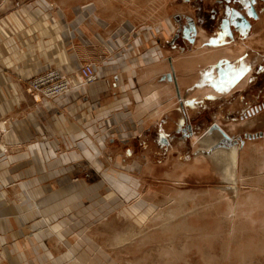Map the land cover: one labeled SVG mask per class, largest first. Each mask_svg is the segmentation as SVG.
Returning a JSON list of instances; mask_svg holds the SVG:
<instances>
[{"label":"crops","instance_id":"crops-1","mask_svg":"<svg viewBox=\"0 0 264 264\" xmlns=\"http://www.w3.org/2000/svg\"><path fill=\"white\" fill-rule=\"evenodd\" d=\"M3 1L5 4V0L0 3ZM212 1L203 0L204 12ZM18 4L8 18L0 15V118H6L4 125L0 121V264H115L117 257L111 250L117 247L112 242L115 226L103 224L115 210L112 202L118 197L111 186L117 183L120 192L127 189L131 194L137 189L133 175L152 174L149 151L160 150L161 146L170 147L169 151L173 147L169 138L180 132L182 111L189 113L186 96L190 109L195 106L197 113L199 97L222 95L226 109L223 116L233 121L229 123L232 127L221 124L231 133L264 130V0L254 3L256 17L240 21L244 24H230V33L220 31L219 18L212 20L208 28L195 24L198 34L185 49L173 39L179 17L195 23L196 2L182 0L170 16L164 11L161 20L166 24L165 30L155 32L150 26L147 30L141 26L142 45L136 41L133 46L137 55L132 61L131 58L115 65L96 61L98 55L104 54L109 36L129 19L114 10L112 2L109 9H104L100 0L74 7L68 0H40L45 8L42 14L32 2ZM186 6L191 9L186 10ZM65 22L75 26L68 41L62 39L64 27L60 30ZM147 37L153 38L152 47L145 46ZM140 45L143 51L138 53L135 50ZM199 52H204L206 59L183 66L177 63L179 56ZM86 62H93L95 81L80 86V92L63 100L58 96L48 98L45 109L39 107L27 88V78L32 73L42 66L56 64L63 70L72 63ZM171 70L175 81L167 76ZM186 87L189 92L183 95ZM116 90L128 92V111H122L120 105L125 98L118 97ZM209 103L206 102L207 108ZM116 109L119 111L113 112ZM127 115L130 126L120 122L116 127L117 119ZM188 126L191 133L192 124ZM106 127H114L118 135L106 136ZM160 131L168 136V143L160 140ZM40 133L46 137L41 142ZM204 138L193 132L192 140L196 141L192 143L210 149L214 140L202 142ZM243 143L237 157L239 172L243 168L247 171L240 159H245L248 151L264 160V135L246 138ZM115 148L120 152L114 154ZM56 149L61 151L54 156ZM107 149V156L128 169L117 175L106 169L102 152ZM213 153L194 158L203 157L201 163L208 170V161L215 158ZM134 156L137 163L130 165ZM224 166L228 176L227 160ZM250 166L257 168L256 163ZM44 167L50 172H44ZM32 170L38 184L31 194L24 190V183ZM177 172L176 167L172 173L165 171L167 175ZM147 188L154 190L152 186ZM147 188L141 194L143 199L152 195ZM142 198L139 206L151 209ZM132 208L133 204L129 207L131 215ZM86 213L90 216L88 221ZM68 218L73 219L71 223ZM103 225L111 232L109 243L100 239Z\"/></svg>","mask_w":264,"mask_h":264},{"label":"rangeland","instance_id":"rangeland-1","mask_svg":"<svg viewBox=\"0 0 264 264\" xmlns=\"http://www.w3.org/2000/svg\"><path fill=\"white\" fill-rule=\"evenodd\" d=\"M19 1L20 5L32 2L39 14L45 12L40 0H5V4H3L4 1L0 3V15H5L8 18V15H12V11L19 5ZM85 1L95 2V0H68L73 7L85 4ZM132 1L130 4H125L122 1L112 2L119 10H129L128 12L134 10L135 14L141 15L138 19H132L127 12L125 13V17L129 19H126L114 31L115 33L109 36L104 54L98 55L96 61L101 60L102 63L108 61L112 65L117 62H128L131 58L132 61L133 56L137 55V53L134 54L133 52V46H135L136 41L140 44L143 40L141 26H144L146 30L150 26L155 32L162 29L165 30V24H163V28L157 26L158 22L162 21L161 17H165L164 11L170 16L171 14L169 13L177 6V3H182V0ZM152 5L154 6L153 10L150 8ZM184 8L186 10L191 9L189 6ZM58 11L60 12L59 9ZM127 20L131 21V23L133 22V25H136L137 28L133 29L132 24L129 21L127 22ZM68 24L65 22L60 25V30L64 27V36L62 37L64 41L70 40L71 36L69 33L75 27ZM136 29L139 34H136ZM147 38L148 40H144L145 43L147 42L145 46L152 47L153 38ZM141 45L139 50H135L136 52L141 53L143 51ZM199 53L179 56L181 60L177 61V63L179 62L178 64L183 66L184 63H193L197 59H206L204 52ZM80 65L72 63V65L62 70L72 84L77 83L80 78L78 75V66ZM45 67L58 66L53 64L39 67L32 75ZM127 70L129 72V69ZM79 89H81L80 86L70 88L62 95H59L58 98L63 100L71 93L80 92ZM188 92L189 89L186 87L183 95L188 94ZM125 93L128 92L116 90L118 97L121 95V97L125 98ZM128 97L130 96L128 95ZM185 99V106L189 113H186L185 110L182 111L184 118L181 124L182 129H179L180 132H177L173 138H169V142L173 147L169 151L170 147L162 146L159 148L160 150L152 148L149 151L150 163L153 167L152 174L139 172L136 173V176L133 175L137 183L135 185L137 189H133V194H129L127 189L124 192L127 195L120 192L116 187L117 183L111 186L115 193L118 194V197L115 199L116 201L112 202L115 210L108 215V220L103 222V224L107 227L115 226L116 235L113 236L112 242L117 247L111 249L113 257L115 259L117 257L115 264H264V160L261 161L260 155H256V157L255 154L248 151L245 159L242 156L240 159V165L245 162L247 171L244 172L243 168L242 172H239V169H237L238 150H214L211 147L210 149H205L204 147L199 148L200 145L195 147L192 143L196 141L192 140L193 132L194 134L202 135L203 131L212 122H219L220 124L223 122L225 125L232 127L229 123L233 119L227 120L223 116L226 109L222 95L208 94L199 97L200 102L197 113L195 106L190 109L189 97L186 96ZM127 101L128 99L125 98L123 104L120 105L123 108H121L122 111L129 110L130 107ZM207 101L210 102L208 108L206 106ZM37 103L39 107L45 109L46 101ZM118 111L119 109H116L113 112ZM127 117L129 116L119 117L116 127H119L120 122L127 123V127H129L130 120ZM112 119L114 120L113 116ZM5 120L6 118H0L2 125H4ZM235 121L237 122V120ZM190 123L192 124L193 132L186 134V130L184 131L183 128L188 127L187 124ZM222 126L231 136L235 134L231 133L224 125ZM151 128L152 126H150ZM114 129V127L108 128V130L105 129V135H118ZM239 135L243 137V140L247 138L244 137L243 132L239 133ZM217 137L219 135L214 132L210 136H206L202 142L216 140ZM45 139V135L40 133L38 140L41 142ZM221 144L224 146L231 145L227 140H221L215 146ZM55 151L54 156L60 154L61 150L56 149ZM107 151L108 149L102 152L105 155L103 158L106 160L104 161L106 169L110 170L114 175L128 169V166H125V168L124 165L119 164V161L112 160L107 156ZM113 152L114 154L119 153L120 150L115 148ZM209 153H213L215 158L213 160L209 159L211 160V162L208 161L210 169L206 170L205 163H201L204 158L198 157L195 159L194 157ZM135 157L129 160L130 165L137 163V161H134ZM225 159L228 163V176L225 170L226 166H224L226 164ZM253 163H256V169L251 168L252 166L250 165H253ZM141 166L142 164L138 165V167ZM131 167L130 170H132ZM175 167L178 171L176 175L174 173L171 175L165 173V171L172 173ZM43 169L45 172L48 168L44 167ZM141 170L143 169L140 168ZM47 172H50L49 169ZM253 172L256 173L254 174ZM25 180L27 181L24 183V190L32 194L38 184L35 178V171L32 170L30 176L25 178ZM127 183L128 181L124 182L125 185ZM148 186L154 188V195L152 189L147 188ZM146 188L152 195L147 199H143L141 194ZM112 193L111 191L110 194ZM141 198L145 203L150 204L151 209L147 210V208L144 209L139 206L141 205ZM132 204L134 214L131 215L129 207ZM143 211L147 214L143 213ZM85 219L86 221L90 219L87 213ZM72 220V218H68L67 221L71 223ZM107 227L103 225L100 237L103 240L102 243H109L107 238L111 232H108ZM102 248L109 250V247L103 246Z\"/></svg>","mask_w":264,"mask_h":264},{"label":"built area","instance_id":"built-area-1","mask_svg":"<svg viewBox=\"0 0 264 264\" xmlns=\"http://www.w3.org/2000/svg\"><path fill=\"white\" fill-rule=\"evenodd\" d=\"M79 80L73 86L71 80L58 67H45L28 78V89L38 102L44 103L46 99L62 95L70 88L78 87L96 79V70L93 63L78 66ZM73 82V81H72Z\"/></svg>","mask_w":264,"mask_h":264},{"label":"water","instance_id":"water-1","mask_svg":"<svg viewBox=\"0 0 264 264\" xmlns=\"http://www.w3.org/2000/svg\"><path fill=\"white\" fill-rule=\"evenodd\" d=\"M226 6L230 5L231 3V8L226 9L225 16L222 18V23L220 24V28H222L224 31L223 32H231L230 24H238L240 21H246L248 20L247 17H256L257 13L254 7V3L256 0H225ZM243 23V22H242ZM240 23V24H242ZM239 24V25H240ZM244 24V23H243ZM195 25L192 24L191 28L188 29V32H191V34H194L195 32ZM190 41H193V38H190ZM168 77H172L170 73L167 75ZM174 77V76H173ZM174 80V78H173ZM176 86V91L178 92L177 85ZM264 103V102H263ZM259 106H262V104L255 106L252 109H248L245 114H249L252 112V110H256L259 108ZM216 122H212L209 126H215ZM208 126V127H209ZM207 127V128H208ZM206 128V129H207ZM221 133L224 135V138L222 137L220 140H227L230 144L234 143L236 140H239L240 143L243 142V137H241L239 134L233 135L234 138H230V135L227 134L223 129L219 128ZM257 135H264V130H258L254 132H244V137L248 136H257ZM159 138L161 141L168 143V136L160 131L159 133Z\"/></svg>","mask_w":264,"mask_h":264},{"label":"flooded vegetation","instance_id":"flooded-vegetation-1","mask_svg":"<svg viewBox=\"0 0 264 264\" xmlns=\"http://www.w3.org/2000/svg\"><path fill=\"white\" fill-rule=\"evenodd\" d=\"M196 2L195 10H194V22L190 20L189 18L185 17H179V24L177 25V29L175 31V37L174 41L178 42L179 47H182L183 49L187 48L190 44V38H194V35L198 34L199 28L198 26H195V33L191 34V32H188V29L191 28L192 24H202L206 28L210 27V24L212 23V20L218 19L220 20L219 24L222 23V18L225 16L226 9L230 10V5L226 6L225 0H213L212 3L209 5L207 12L203 11L202 2L203 0H193ZM175 19V17H174ZM233 29H231L232 32ZM220 31L223 32L224 30L220 28ZM187 51V50H186ZM184 52V51H183ZM188 125V124H187ZM180 129H182V126H180ZM185 133L187 134L189 132V126L183 128ZM193 131L191 130V133ZM190 133V134H191Z\"/></svg>","mask_w":264,"mask_h":264},{"label":"bare ground","instance_id":"bare-ground-1","mask_svg":"<svg viewBox=\"0 0 264 264\" xmlns=\"http://www.w3.org/2000/svg\"><path fill=\"white\" fill-rule=\"evenodd\" d=\"M113 1H122L123 3H130V2H133L132 0H100V3H101V5H102V7L104 8V9H109V6H108V4L109 3H111V2H113ZM122 3V4H123ZM100 5V6H101ZM114 5V4H113ZM146 8V7H145ZM150 8H151V10H153V8H154V6L152 5V6H150ZM157 8V7H156ZM143 9V8H142ZM114 10H116V11H119V14H121V15H123V16H126V12L129 14V16L130 17H134V18H138V17H140V15L141 14H135L134 13V10H131L130 12H128L129 10H126L125 12L124 11H122V10H118V7H116L115 6V8H114ZM146 10V9H145ZM121 11V12H120ZM142 11V10H141ZM156 12V11H155ZM160 12V11H159ZM134 13V14H133ZM150 17V16H149ZM133 19V18H132ZM163 24H165V22L164 21H160V22H158V25L157 26H160L161 28H163ZM166 25V24H165ZM173 28V27H172ZM170 75L172 76V77H170V79L171 80H173V78H174V80L173 81H175V77H173L174 76V74H173V71L171 70L170 71ZM83 84L82 85H80V86H83L84 84H86V83H84V82H82ZM77 85V83H73V86H76ZM176 85H177V83H176ZM177 88H178V86H177ZM176 96L177 97H179L180 98V96H179V89H178V92L176 91ZM219 128H221V129H223L217 122H216V125L215 126H212V127H208L207 129H205L204 131H203V133H202V135H204V136H210L212 133H214V132H216L218 135H219V137H217L216 138V140H214V143L211 145V148H213L214 150L215 149H222V150H226V151H232V150H234V149H236V150H239V148H241V146H242V144H244L243 142H244V140H243V142L242 143H240V141L239 140H236L234 143H232L231 145H229V146H224L223 144H221V145H217V146H215V144L216 143H219V141H221L220 139L223 137L224 138V135L221 133V131H220V129ZM224 130V129H223ZM225 131V130H224ZM226 132V131H225ZM227 133V132H226ZM228 134V133H227ZM193 135V134H192ZM258 136V135H257ZM234 138V136H231L230 135V138ZM247 138H251V137H255V136H250V137H248V136H246Z\"/></svg>","mask_w":264,"mask_h":264}]
</instances>
